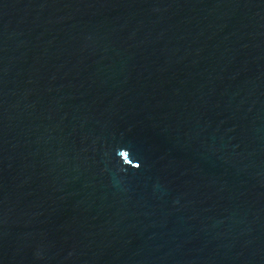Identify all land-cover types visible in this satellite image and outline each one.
Segmentation results:
<instances>
[{
  "label": "water",
  "instance_id": "95a60500",
  "mask_svg": "<svg viewBox=\"0 0 264 264\" xmlns=\"http://www.w3.org/2000/svg\"><path fill=\"white\" fill-rule=\"evenodd\" d=\"M0 264H264V0H0Z\"/></svg>",
  "mask_w": 264,
  "mask_h": 264
}]
</instances>
